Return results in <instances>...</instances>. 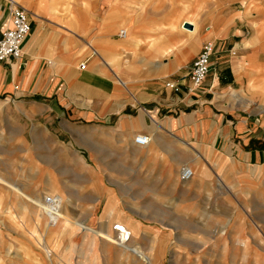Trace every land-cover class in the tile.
Returning <instances> with one entry per match:
<instances>
[{
    "label": "crops",
    "instance_id": "crops-1",
    "mask_svg": "<svg viewBox=\"0 0 264 264\" xmlns=\"http://www.w3.org/2000/svg\"><path fill=\"white\" fill-rule=\"evenodd\" d=\"M14 1L27 10L29 30L20 55L0 60V99H7L24 120L30 121L27 149L17 143L22 133H14L17 137L10 150L18 153L26 149L29 153L24 159L29 156V167L44 170L43 181L49 177L60 190L57 184L65 181L60 177L55 180L49 167L74 168L82 164L77 151L83 145L77 143L78 136L89 137L85 143L92 145L88 150L93 159L107 148L129 157L132 148L158 156L163 142L166 144L162 149L169 147L175 161L181 156L193 158V153L176 141L180 138L190 143L196 137L208 139L212 147L219 138L221 147L243 151L248 161L252 157L259 160L264 154V108L256 99L245 100L250 106L256 104L249 110V105L235 106L237 97L230 99L235 90L232 88H246L248 78L261 73L254 66L256 60H264L260 58L264 35L258 40L253 36L254 29L248 36L244 32L247 26H253V20L264 22V0H257L259 12L251 21L246 19L245 11L230 10L231 0ZM8 2L0 0V31L10 24ZM232 24L236 26L232 28ZM121 28L126 29L125 35L119 34ZM230 35L236 39L232 41ZM206 40L215 43L212 63L203 82L191 87V62ZM81 61L85 63L83 68L78 66ZM168 81L174 86L166 84ZM248 86L253 88L251 78ZM71 120L92 125L67 127ZM138 132L150 136L149 146L134 142ZM241 145L251 147L244 149ZM33 158L49 163L45 167L34 165ZM197 162L192 165L198 176L193 186L200 187L207 171ZM183 164L180 161L163 166L176 170ZM81 173L84 177V170ZM34 179H29L30 184ZM86 185L84 177L79 193L93 201L82 203L78 209L102 201L99 214L105 198H96ZM103 216L100 237L109 257L100 251L90 264H132L131 255L124 257L115 248L110 249L103 238V227L111 218L121 216L126 217L131 234L138 225L127 220L124 213L117 214L113 206L107 207ZM68 221L67 217L63 225H70ZM7 226L17 233L22 230L14 224ZM68 242L67 234L58 236L61 256L48 264H79L76 252L67 261L64 249ZM92 243V248L80 251L84 260L94 257V240ZM113 250L121 256L115 253L111 257Z\"/></svg>",
    "mask_w": 264,
    "mask_h": 264
},
{
    "label": "rangeland",
    "instance_id": "rangeland-1",
    "mask_svg": "<svg viewBox=\"0 0 264 264\" xmlns=\"http://www.w3.org/2000/svg\"><path fill=\"white\" fill-rule=\"evenodd\" d=\"M256 4L257 0H231L229 6L230 10L245 11L246 19L251 21L259 12ZM251 25L244 34L248 36L254 29V38L262 39L264 22L253 20ZM229 38L236 39L234 35ZM260 58L264 59V53ZM254 68L261 73L248 78L252 79L253 88L248 86V80L246 88H232L235 90L231 91L230 99H239L237 107L241 103L249 105L245 100L251 98L264 108V94L260 95L264 93V60H256ZM71 121L67 127L92 125ZM30 127V121L24 120L12 103L0 99V146L4 145L0 150V264H48L50 259L61 256L58 250L61 233L69 237L64 249L67 261L72 252H76L79 264L93 263L100 251L109 257L100 235L101 224L105 222L104 210L110 206L138 225L122 254L131 255L132 264H264V154L259 160L252 157L248 161L243 151L221 147L219 138L212 147L208 139L196 137L190 141L191 145L180 138L176 141L181 148L192 152L193 158L181 156L175 161L169 147L162 149L166 144L163 142L158 147V156L132 148V157H129L107 148L93 159L88 150L92 145L85 143L89 137L78 136L77 143L83 145L77 151L82 164L74 168L49 167L55 180L60 177L65 181L57 184L59 190L49 177L42 180L46 175L42 168L29 167L32 163L29 156L24 159L29 153L25 151ZM14 133H22L17 143L25 145V151L10 150L17 137ZM167 138L173 137L167 135ZM241 147L248 149L251 145ZM80 156H77L79 160ZM180 161L184 163L181 166L187 167L196 165L197 161L203 164L207 177H203L200 187L186 186L183 180L176 184L171 177L175 169H164L163 163L174 166ZM33 163L45 167L49 162L33 158ZM94 164L98 167H93ZM83 170L86 186L96 198H105L99 214L102 201L78 209L82 203L93 201L79 193L84 184ZM32 176L35 179L30 184ZM49 210L54 213L49 214ZM67 217L70 225L66 226L63 224ZM125 218L118 217L127 222ZM9 223L22 230L17 233L7 226ZM92 240L94 257L84 260L80 251L92 248ZM115 253L121 256L116 251L109 255L112 257ZM101 257L97 258L99 263Z\"/></svg>",
    "mask_w": 264,
    "mask_h": 264
},
{
    "label": "built area",
    "instance_id": "built-area-1",
    "mask_svg": "<svg viewBox=\"0 0 264 264\" xmlns=\"http://www.w3.org/2000/svg\"><path fill=\"white\" fill-rule=\"evenodd\" d=\"M9 2V21L10 24L0 31V60L7 57H17L21 52V43L29 30L28 12L19 3L14 0H8ZM120 35L126 34V29L121 28L119 30ZM215 43L212 40H206L200 48L197 55L191 62L189 78L191 87L199 86L205 79L210 65L211 56L214 52ZM84 61L79 63V68H83ZM170 86H174L173 82H166ZM134 142L139 145H145L149 141V135L144 132H138L134 135ZM181 175L186 178L191 174V170L186 165L181 167ZM115 228L120 232L123 231L118 224H114ZM125 237H128V233L125 231Z\"/></svg>",
    "mask_w": 264,
    "mask_h": 264
},
{
    "label": "bare ground",
    "instance_id": "bare-ground-1",
    "mask_svg": "<svg viewBox=\"0 0 264 264\" xmlns=\"http://www.w3.org/2000/svg\"><path fill=\"white\" fill-rule=\"evenodd\" d=\"M149 141H150V138H149ZM189 169L191 170V174L188 177H186V178L182 177L183 178V182L185 183L184 185H186V186L187 185H192L194 178L197 176L196 170L192 166H189ZM181 173L182 172H181V168L180 167H178V169H176L175 171H173L171 173V177L174 179V182L176 184L179 183L182 180L181 179V176H182ZM202 174H203V172H202ZM111 219L112 220H110L103 227V231L105 233V240H106L107 244L109 245L110 249L111 248L112 249L115 248L118 252L123 253L124 248L127 247V242H128V240L130 238L131 229L129 228V225H127V222H123L122 219L121 220H119L120 218L119 219L116 218L115 220H114V218H111ZM115 223L118 224L119 227H121L123 229L122 232H120L118 229L113 227V225ZM125 231L128 233V237L127 238L124 235ZM255 262H257V261H255ZM259 264H261V262Z\"/></svg>",
    "mask_w": 264,
    "mask_h": 264
},
{
    "label": "water",
    "instance_id": "water-1",
    "mask_svg": "<svg viewBox=\"0 0 264 264\" xmlns=\"http://www.w3.org/2000/svg\"><path fill=\"white\" fill-rule=\"evenodd\" d=\"M185 26H189V27H191V24H189V23H185Z\"/></svg>",
    "mask_w": 264,
    "mask_h": 264
}]
</instances>
